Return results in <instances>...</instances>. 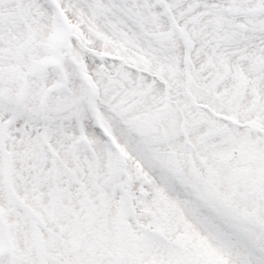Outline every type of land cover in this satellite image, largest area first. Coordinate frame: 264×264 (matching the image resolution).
<instances>
[{"label":"snow or ice","instance_id":"obj_1","mask_svg":"<svg viewBox=\"0 0 264 264\" xmlns=\"http://www.w3.org/2000/svg\"><path fill=\"white\" fill-rule=\"evenodd\" d=\"M0 264H264V0H0Z\"/></svg>","mask_w":264,"mask_h":264}]
</instances>
